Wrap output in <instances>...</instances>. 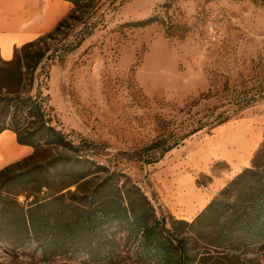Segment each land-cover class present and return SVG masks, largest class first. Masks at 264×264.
I'll list each match as a JSON object with an SVG mask.
<instances>
[{
  "label": "rangeland",
  "instance_id": "obj_1",
  "mask_svg": "<svg viewBox=\"0 0 264 264\" xmlns=\"http://www.w3.org/2000/svg\"><path fill=\"white\" fill-rule=\"evenodd\" d=\"M78 14L84 21L70 20L61 32L36 42L34 49L52 56L38 79L39 68L23 69L20 84L22 96L41 103L46 124L73 144L92 143V152L82 153L101 166L54 202H82L93 189V202L102 194L120 202L124 184H133L150 202L153 219L185 238L184 264H264V240L243 246L216 238V229L205 239L191 237L182 221L193 218L178 219L164 203L177 202L172 191L184 168H190L186 185L209 188L214 177L234 172L231 180L249 167L264 141V0H100ZM83 22L90 25L78 33ZM9 73L0 60V86L9 83ZM16 120L19 127L38 125L29 107L18 110ZM226 125L232 127L229 135L222 130ZM217 135L220 142L211 151ZM250 135L255 142L241 163L239 146ZM157 141L177 143L153 163L130 157ZM160 154L156 148L146 156ZM68 180L60 175L55 186ZM17 199L24 203L33 196ZM101 231L115 244L100 261L88 262L82 253L44 256L31 243L15 250L0 245V264H168L151 259L131 222L109 221Z\"/></svg>",
  "mask_w": 264,
  "mask_h": 264
},
{
  "label": "trees",
  "instance_id": "obj_2",
  "mask_svg": "<svg viewBox=\"0 0 264 264\" xmlns=\"http://www.w3.org/2000/svg\"><path fill=\"white\" fill-rule=\"evenodd\" d=\"M68 1L73 4L71 11L51 32L38 40L61 32L70 20L84 21L82 14H78L79 10L94 7L100 0ZM89 25L83 22L78 33ZM81 39L69 50L77 47ZM38 40L14 48L12 58L3 61L9 65L10 81L0 86V132L11 129L18 143L30 145L34 151L0 169V245L15 250L35 243L36 249L44 256L70 257L82 253L88 262H95L109 255L115 244L101 231L102 227L109 221L131 222L139 228L142 244L151 259L184 264L183 257L188 256L185 238L176 236L175 231L165 228L162 221L153 219L150 202L133 184H124V191L118 188L121 191L120 202H108L111 199L109 194H102L96 202L92 201L96 188L103 187L105 179L96 184V190L83 194L82 202H54L64 199L63 189L87 183V177L101 166L82 153L92 152L91 142L83 140L73 144L62 132L46 124L48 120L42 117L37 97L21 95L24 72L39 68L38 79L46 61L52 56V51L48 56L40 48L34 49ZM22 107L34 111L37 126H18L16 116ZM176 143L165 145L157 141L133 152L130 157L136 155L144 163H153ZM58 146L62 149L58 150ZM51 147L55 149L54 153ZM156 148L161 154L148 158L146 153ZM69 150L71 154L66 152ZM42 152L49 157L40 159ZM60 175L70 180L57 187L55 184ZM42 188H46L45 196L39 197ZM20 194L26 199L33 196V199L21 203L17 199ZM134 199L139 202H134ZM182 222L188 226L189 236L194 238L205 239L208 230L216 229V238L235 239L243 246L261 243L264 240V141L254 153L249 167L236 174L190 222Z\"/></svg>",
  "mask_w": 264,
  "mask_h": 264
},
{
  "label": "crops",
  "instance_id": "obj_3",
  "mask_svg": "<svg viewBox=\"0 0 264 264\" xmlns=\"http://www.w3.org/2000/svg\"><path fill=\"white\" fill-rule=\"evenodd\" d=\"M72 8L73 4L68 0H0V60L9 61L14 48L36 41L51 32ZM228 129L229 126L227 130L222 128L227 131L224 135L231 134L232 127L230 131ZM218 141L219 135L212 140L211 151H214V144ZM254 142L255 136L250 135L240 144L238 158L241 163L245 162ZM31 153L32 147L18 143L14 131L4 129L0 132V169ZM162 162L163 160L160 163ZM189 173L190 168L183 169V179H180L172 191L177 202H164L178 219L194 218L234 175L232 172L222 178L214 177L209 188H190L185 184Z\"/></svg>",
  "mask_w": 264,
  "mask_h": 264
},
{
  "label": "water",
  "instance_id": "obj_4",
  "mask_svg": "<svg viewBox=\"0 0 264 264\" xmlns=\"http://www.w3.org/2000/svg\"><path fill=\"white\" fill-rule=\"evenodd\" d=\"M48 56H49V55H48ZM48 56H47V57H48ZM42 117H43V116H42ZM43 190H44V189H43Z\"/></svg>",
  "mask_w": 264,
  "mask_h": 264
}]
</instances>
